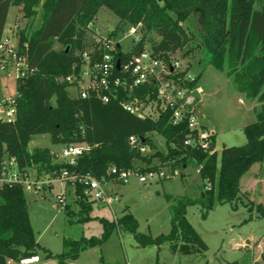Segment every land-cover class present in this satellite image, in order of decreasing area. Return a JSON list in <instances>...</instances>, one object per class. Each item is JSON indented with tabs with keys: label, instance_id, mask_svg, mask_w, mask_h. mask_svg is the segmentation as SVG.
Wrapping results in <instances>:
<instances>
[{
	"label": "trees",
	"instance_id": "obj_1",
	"mask_svg": "<svg viewBox=\"0 0 264 264\" xmlns=\"http://www.w3.org/2000/svg\"><path fill=\"white\" fill-rule=\"evenodd\" d=\"M39 2L0 0V39L11 5L19 7L29 17L35 13ZM255 4L259 8H255ZM102 6L119 17L109 37L117 39V31L126 25L142 23L145 30L132 51L124 52L119 48L117 56L121 59L144 49L149 31L160 36L158 42H152L150 50L167 58L192 40L193 35H189L181 23L192 14L198 15L201 43L208 62L223 70L226 61L227 74L234 79L236 88L260 103L255 109L256 122L243 127L245 143L223 146L218 158L217 150L209 152L184 145L187 124H172L170 110L156 118H140L121 107L119 99L123 98V93L107 103L93 93L86 98L72 95L65 77L78 70L85 47L96 45L95 41H87V32ZM18 41L21 45L27 44L29 64L37 70L17 84L16 120L13 123L0 121V160L5 155L12 156L22 171L37 167L40 173H59L65 165L54 162L48 148L27 149L34 135L46 133L55 144L88 146L77 165L68 166L71 170L101 177L112 162L119 170L138 165L141 171L165 165L182 170L191 163L198 167L205 187L196 198L165 195L171 210V228L166 234L153 237L139 232L137 219L125 212L113 219L99 217L100 236L65 238L63 251L53 254L35 238L21 184H4L0 186V264L36 256L38 251L44 253L45 259L54 258L57 264H67L77 259L83 250L101 245L120 227L130 231L141 246L169 242L172 252L193 254L207 250L206 243L186 217L187 206H201L204 216L218 204L234 202L240 193V177L254 163L264 166V0H43L40 25L29 34L20 30ZM56 43H60L61 48L56 49ZM189 51L190 48L184 54ZM147 92L151 98L155 97L151 85L136 90L141 98ZM147 133L161 135L165 139V150L156 149ZM132 134L138 135L154 151L143 154L131 147L128 137ZM75 194L80 210L85 213L79 221L90 219L92 202L85 200L80 185ZM255 208L264 217V205L257 204Z\"/></svg>",
	"mask_w": 264,
	"mask_h": 264
},
{
	"label": "rangeland",
	"instance_id": "obj_2",
	"mask_svg": "<svg viewBox=\"0 0 264 264\" xmlns=\"http://www.w3.org/2000/svg\"><path fill=\"white\" fill-rule=\"evenodd\" d=\"M34 8L32 16H25L21 9L11 5L6 17L4 36L19 31L26 34L38 28L41 22V4ZM259 8L258 4L254 5ZM200 17L192 14L182 22L186 32L193 35L182 49L174 53L190 72L196 75V85L200 86V122L215 133L218 152L223 146L241 145L246 141L243 127L256 122V111L259 102L248 98L236 88L232 76L227 74V62L223 70L214 68L204 52L200 38ZM119 17L111 9L100 7L89 24L87 41H95L97 30L101 36L109 37L110 29L116 28ZM135 30L131 33V28ZM142 23L126 25L117 31L116 42L125 51H132L136 46V37L144 33ZM110 39H115L109 37ZM160 36L154 32L146 33L144 48L151 49L152 42H158ZM55 48H61L60 43ZM89 46L85 47L86 51ZM190 48L187 54H184ZM15 81L0 71V97L13 94ZM72 94H75L71 90ZM155 148L165 150V139L156 133L150 135ZM48 148L52 159H55L61 144L51 142L49 134H36L28 143L27 149ZM154 149H150L149 153ZM160 170L166 173L163 178L140 182L137 176H131L127 183H107L104 188L108 195L117 199L107 204H93L89 211L90 219L79 221L84 217L80 210L77 196L72 185L54 181L44 185L38 192L24 190L30 222L38 243L53 254L64 249V239H79L91 235L100 236L102 225L99 217L113 219L125 212H130L138 222L137 230L153 237L166 234L171 228L170 202L165 195L173 197H198L205 184L199 176L198 167L188 163L182 170L173 174L170 166ZM30 177L41 176L37 167L27 169ZM207 185V184H206ZM240 193L232 203L218 204L209 209L203 216L204 209L199 205H189L186 217L207 245V250L200 253L183 254L172 252L170 243L141 246L133 234L123 228H115L108 238L99 246L80 252L77 259L67 264H227L236 261L239 264H250L252 261L264 260V217L256 210L257 204L264 205V166L254 163L240 177ZM62 193L64 202L56 200V194ZM68 213V216L66 213ZM38 261L33 264H57L54 258L45 259L44 253L38 251ZM17 264V262H12Z\"/></svg>",
	"mask_w": 264,
	"mask_h": 264
},
{
	"label": "built area",
	"instance_id": "obj_3",
	"mask_svg": "<svg viewBox=\"0 0 264 264\" xmlns=\"http://www.w3.org/2000/svg\"><path fill=\"white\" fill-rule=\"evenodd\" d=\"M134 30L135 28L132 27L131 33ZM136 40L135 45L139 39L136 37ZM95 42V46H90L81 53L78 70L65 77L70 85V92L71 90L75 92V94L71 93L72 95L86 98L93 93L102 102L107 103L123 93V98L119 99L121 107L140 118H156L164 111L170 110L169 120L172 124L183 122L187 124L188 133L183 140L184 145L209 152L217 150L214 131L200 122L199 97L202 89L196 85V75L174 57V53L164 58L144 48L121 59L117 56L120 47L117 46L116 39L114 41L109 37H103L97 30ZM117 60H119L118 66ZM36 70L29 64L27 44L21 45L14 34L9 36L3 34L0 39V71L15 81V91L13 94L0 97V121L13 123L16 120L19 97L17 84L33 75ZM181 72L185 73L180 76ZM145 85L153 87L154 98H151L148 92L144 98L138 96L136 90ZM128 143L143 154L149 153L151 149L138 135H129ZM87 149L88 146L83 144H62L53 159L54 162L65 165L60 172L55 175L46 172L41 176L35 174L32 177L28 171L19 168L15 157L5 155L0 160V186L19 183L23 190L38 192L44 185L61 181L72 185L74 194L77 185H80L86 201L109 205L112 198L117 199V196L108 195L104 188L105 184L127 183L131 176H137L140 182L166 176L160 168L141 171L140 167L135 165L119 170L113 162L109 164L106 174L101 177H96L91 172L82 173L69 169L77 165L79 157ZM170 170L172 175L178 172L177 168L170 167ZM56 200L60 203L64 202L62 193L56 194ZM37 261L38 256H31L19 259L17 264H33ZM250 264H264V260L252 261Z\"/></svg>",
	"mask_w": 264,
	"mask_h": 264
},
{
	"label": "crops",
	"instance_id": "obj_4",
	"mask_svg": "<svg viewBox=\"0 0 264 264\" xmlns=\"http://www.w3.org/2000/svg\"><path fill=\"white\" fill-rule=\"evenodd\" d=\"M16 7H17V6H16ZM9 8H10V7H9ZM17 9H18V7H17ZM8 11H9V10H8ZM5 29H6V23H5V26H4L3 34H4V32H5ZM3 34H2V35H3ZM216 149H217V147H216ZM217 150H218V149H217ZM93 204H101V203L93 202L92 205H93ZM101 205H103V204H101ZM12 262H13V261H11V260L8 261L9 264H12Z\"/></svg>",
	"mask_w": 264,
	"mask_h": 264
},
{
	"label": "water",
	"instance_id": "obj_5",
	"mask_svg": "<svg viewBox=\"0 0 264 264\" xmlns=\"http://www.w3.org/2000/svg\"><path fill=\"white\" fill-rule=\"evenodd\" d=\"M110 30H111V29H110ZM117 46L120 47V44L117 43ZM118 64H119V60H117V66H118Z\"/></svg>",
	"mask_w": 264,
	"mask_h": 264
}]
</instances>
